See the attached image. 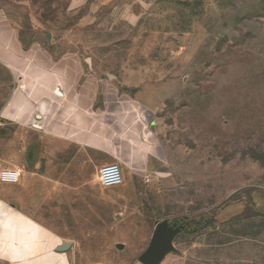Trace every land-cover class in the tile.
Instances as JSON below:
<instances>
[{"label":"rangeland","instance_id":"rangeland-1","mask_svg":"<svg viewBox=\"0 0 264 264\" xmlns=\"http://www.w3.org/2000/svg\"><path fill=\"white\" fill-rule=\"evenodd\" d=\"M0 8V46L44 48L60 82L30 99L70 97L50 120L2 115L19 81L0 61V172H23L0 181V264H141L160 223L162 264H264V0ZM108 163L123 185L102 188ZM12 213L43 233L8 236Z\"/></svg>","mask_w":264,"mask_h":264},{"label":"crops","instance_id":"crops-1","mask_svg":"<svg viewBox=\"0 0 264 264\" xmlns=\"http://www.w3.org/2000/svg\"><path fill=\"white\" fill-rule=\"evenodd\" d=\"M7 46L9 48H6L5 45L0 46V61H2L5 66H7L9 70H11V72L16 76L19 82L17 87L12 91L11 96L7 102V106L4 108L2 115L13 119H18L19 117H25L29 119L32 116H39L40 118L50 120L53 118V115L61 113L62 101L70 97L53 96L52 100L47 99V101H42L40 105H35L34 102L30 99L31 94L35 99H40L43 95L42 91H40V87L37 89L33 88L34 84L38 82V80L44 81L45 84H49V87H51V89H54L55 87L60 85V82H58L57 79V74L54 75L53 73H50L44 76V72L41 71L39 65L36 63V61H40L41 59H43L46 52L45 49L42 48L41 51L37 49L39 50V52L33 56V59L29 60L30 52L34 49L35 45L32 47V49L31 47L25 49L22 44L21 36L18 33L15 37L13 36L12 38H10V40H8ZM46 93L47 91H45L44 95ZM68 110L70 112H76V110L73 109ZM0 167L2 168V166ZM21 173L23 174L22 171ZM24 215L26 214L15 215L12 213L7 220L4 233L8 236H17V239L26 238L28 236L25 234L26 231H30L31 233L33 232L36 235H38L39 233H43L42 231L38 230V228L36 227L37 223L35 221L20 217ZM20 229L22 230L21 232Z\"/></svg>","mask_w":264,"mask_h":264},{"label":"water","instance_id":"water-1","mask_svg":"<svg viewBox=\"0 0 264 264\" xmlns=\"http://www.w3.org/2000/svg\"><path fill=\"white\" fill-rule=\"evenodd\" d=\"M175 233L165 223L157 225L153 234L151 242L146 251L140 256L139 262L141 264H162L165 257L175 250L173 245ZM69 246L61 247V253L66 252Z\"/></svg>","mask_w":264,"mask_h":264},{"label":"built area","instance_id":"built-area-1","mask_svg":"<svg viewBox=\"0 0 264 264\" xmlns=\"http://www.w3.org/2000/svg\"><path fill=\"white\" fill-rule=\"evenodd\" d=\"M22 173L18 169H5L0 172V181L4 184H16L20 181ZM98 180L102 188H116L124 183L123 169L119 163L103 165L98 173Z\"/></svg>","mask_w":264,"mask_h":264}]
</instances>
